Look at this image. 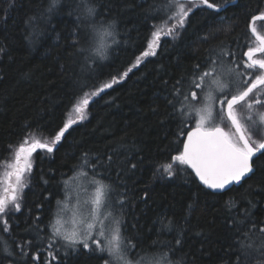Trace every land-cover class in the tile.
<instances>
[{"label":"trees","instance_id":"trees-1","mask_svg":"<svg viewBox=\"0 0 264 264\" xmlns=\"http://www.w3.org/2000/svg\"><path fill=\"white\" fill-rule=\"evenodd\" d=\"M233 1L209 0L218 7ZM94 3L97 25L114 32L105 58L95 50L109 37L78 19L80 0H60L52 12L50 0H0V166L29 133L51 143L74 106L89 101L85 118L52 152L35 153L20 210L12 208L6 226L0 220V264H104L107 253L80 245L73 252L50 239L70 184L93 172L111 187V211L135 245L133 260L139 254L141 264H264V156L255 157L241 185L223 193L207 190L172 161L194 127L184 99L190 90L200 95L190 84L193 73L214 61H246L244 53L256 45L251 18L264 13V0H237L222 12L187 4L184 26L159 38L155 55L145 59L152 33L176 23L168 19L169 0ZM256 27L264 34V21ZM170 162L183 170L162 174Z\"/></svg>","mask_w":264,"mask_h":264},{"label":"snow or ice","instance_id":"snow-or-ice-1","mask_svg":"<svg viewBox=\"0 0 264 264\" xmlns=\"http://www.w3.org/2000/svg\"><path fill=\"white\" fill-rule=\"evenodd\" d=\"M83 5L82 17L78 19H86L93 21L92 31L96 35L112 37V42L115 43L114 32L112 25L105 27L102 23L97 25L96 17L98 10L94 0H80ZM60 0H50L48 12H52L58 5ZM187 4L192 7L206 5L207 8L220 9L214 3H209V0H169L166 5L172 9V13L168 19L175 20L176 23L167 28V35H172L176 27H183L191 8H186ZM30 19H34L30 18ZM256 21H264V13H260L251 18L250 30L255 38L256 45L249 46L244 55L247 60H241L236 63L235 60L229 62L231 66L225 67L223 62L214 61L215 67H210L203 72H194L191 79V87L202 89L201 101L203 106L195 108L188 105L190 110H195L199 119L194 122L192 130L185 133L186 142L172 161L177 165L191 168L199 181L208 189L224 190L232 184H239L245 177L253 173V157L260 153L264 156V141L256 142L248 133L246 125L241 122L238 117L237 107L243 105L248 110V115L244 118L246 121L252 122L255 125L259 122L264 126V111L256 109V106H264V34H261L256 27ZM153 40L149 44V49H154L157 41L161 36V30L157 29L152 33ZM95 37H93L94 39ZM80 37L74 41L79 44ZM108 45L101 43L96 47L95 53L101 58L106 57ZM83 51V49H79ZM2 51V49H0ZM155 55V51H145L143 56ZM139 59L137 64H139ZM197 69L199 65L196 66ZM219 67L220 71H216ZM248 70H253L249 72ZM258 70V71H257ZM126 76L127 73H124ZM207 83H205V79ZM112 83H105L98 89L95 94L103 91L105 88H111ZM258 90V91H254ZM196 92L190 90L184 99H195ZM89 103L84 99L82 104L75 106V112L78 114L75 120H69L52 138V142H41L33 139L29 143V138H25L18 146L15 152L14 163L8 164L11 171L5 173V178L0 181L6 187L3 188V194H0V220L4 225H7V220L4 219V214L8 210L11 203L15 211L20 210L19 200L24 187L27 186L25 173H30L32 162L31 157L37 149H44L47 152L54 150V145L58 143L64 136L68 128L83 120L84 106ZM183 114L184 109H180ZM255 112L258 121L253 120L252 113ZM226 126H221L225 124ZM228 127L229 130H225ZM259 158V157H257ZM136 167L135 164L132 165ZM163 173L169 177L176 174L177 171L183 169H173V163L162 165ZM87 176V173H83ZM97 173L93 172V177L89 181L94 186V191L89 199H85L83 204L85 208H80V200L77 197V211L80 220L75 218L71 220L72 227H65L64 222L59 218L54 224H51V237L53 243L56 239H61L65 242V246L73 250L79 251L78 245L90 251H98L107 253L108 259L104 264H141L145 259L137 254V258H131V252L135 245L131 243L128 237L124 236L121 231V221L117 219L111 211V187L103 180H97ZM14 182L12 181V178ZM87 191V189H84ZM62 203L61 201L57 202ZM91 205V207H87ZM107 219V223L105 220ZM5 231L7 228L5 227ZM264 231V228L261 229ZM179 243V240H177ZM94 245V247H93ZM52 245L49 244V247ZM67 254V253H65ZM149 264H159V260L150 261ZM171 264V261L168 262Z\"/></svg>","mask_w":264,"mask_h":264},{"label":"rangeland","instance_id":"rangeland-1","mask_svg":"<svg viewBox=\"0 0 264 264\" xmlns=\"http://www.w3.org/2000/svg\"><path fill=\"white\" fill-rule=\"evenodd\" d=\"M166 32H167V30H165L164 33L161 34L160 39L168 37V36L172 37V35H167ZM112 39H113L112 37H109V39L106 40L105 43L106 44L110 43V41H112ZM114 39H115V37H114ZM158 41H157V45L155 46L154 49H148V50L149 51L155 50L156 47L159 44ZM101 43H103V42L98 40L96 46H98ZM149 56L150 55H148L146 57H149ZM146 57L144 56L143 59H145ZM223 64H224L225 67H229L228 64H226L224 62H223ZM216 71L217 72L220 71L219 67L216 68ZM208 79L209 78L205 79V83H207ZM113 83H114V81L112 82V84ZM202 91L203 90L201 89V91L199 92L200 95H197L195 99L189 100L188 101V105H192L195 108L202 107L203 106L202 101H201V93H202ZM255 91H258V90H255ZM82 102H83V100H81L77 104H82ZM75 106H74V108H73V110H72V112L70 114V120H75L77 118L78 114L75 112ZM236 107H237L238 117H240L241 118V122L246 125V129H247L248 133L252 136V139L255 140L256 142L264 141V126H262L259 122H257L255 125H253L252 122L246 121L244 118L248 115V110L243 105H238ZM256 109L264 111V108L259 109V108L256 107ZM86 110H87V105L84 106V117L86 116ZM189 111H190L189 115H192V118H194L193 123H192L193 126H194V122L198 121L199 117H198L197 113L195 112V110H190L189 109ZM252 115H253V120L254 121H258V117H257L256 113L253 112ZM227 123L228 122L225 121V124L221 125V126H226ZM225 130H229V128L225 127ZM255 131H259V132H255ZM33 139L34 138H29V143H31ZM16 149H17V146L14 147V149L12 150L8 160L4 161L1 164V166H0V181H2L5 178V173L11 171V168H9L7 165L11 164V163H14ZM38 150H44V149H37L33 153L32 157H31V162H32L31 171H32L33 164H34V155H35V153ZM31 171H30V173H31ZM30 173H25L26 181L28 180V176H29ZM14 179L15 178L13 177L12 178L13 182H14ZM91 179H92V177H90L88 175L87 176L83 175L82 177L77 178L75 180V182L73 180H71V182L73 181L70 184V188L72 189V192L71 193L69 192L68 199L63 203L62 206H60L61 208L59 207L60 210L57 211V213L59 212V218L62 220V222H64L65 227H67V228H71L72 227L71 220L73 218H75L77 221L80 220V216H79L78 211H77V197H79V200L81 202L80 203V208H85L86 206L83 204V201L85 199H89L90 200V198L92 196V193L94 191V186L89 183V181ZM4 187H6V185L4 183H0V194H3L2 190H3ZM85 188L87 189V191L84 190ZM87 207H91V205H88ZM12 208L13 207H12V205L10 203L9 206H8V210L4 214V217H3L4 219H5L6 215L10 213ZM56 219H57V217H56ZM105 223H107V219L105 220Z\"/></svg>","mask_w":264,"mask_h":264},{"label":"water","instance_id":"water-1","mask_svg":"<svg viewBox=\"0 0 264 264\" xmlns=\"http://www.w3.org/2000/svg\"><path fill=\"white\" fill-rule=\"evenodd\" d=\"M182 1H184V0H182ZM237 2V0H234L233 2H231V3H229V4H227V5H225V6H221V7H218L219 9H220V11H217L216 10V8H212L211 10H213V11H216V12H222L228 5H231V4H235ZM210 3V2H209ZM207 7V6H206ZM250 25H251V22H250ZM251 31V30H250ZM246 58V60H247V57H245ZM255 91V90H254ZM193 128H191L190 130H192ZM189 130V131H190ZM184 142H186V135H185V139H184ZM260 153H257V156L259 155ZM257 156H254L253 157V160L255 159V157H257ZM190 169V171L194 174V176H195V173H194V171L191 169V168H189ZM253 170H254V167H253ZM254 172V171H253ZM252 174V173H251ZM251 174H249V176L251 175ZM195 178L197 179V181L203 186V187H205L206 189H208L205 185H203L200 181H199V178L198 177H196L195 176ZM248 177H245L243 180H241V182L239 183V184H232V185H229V186H227L224 190H212V189H208V190H210V191H212V192H214V193H223V192H225V191H227V190H229L230 188H232L233 186H239V185H241L242 184V182L245 180V179H247Z\"/></svg>","mask_w":264,"mask_h":264},{"label":"bare ground","instance_id":"bare-ground-1","mask_svg":"<svg viewBox=\"0 0 264 264\" xmlns=\"http://www.w3.org/2000/svg\"><path fill=\"white\" fill-rule=\"evenodd\" d=\"M229 4V3H228ZM220 7V6H219ZM250 31V30H249ZM208 190V189H207Z\"/></svg>","mask_w":264,"mask_h":264},{"label":"flooded vegetation","instance_id":"flooded-vegetation-1","mask_svg":"<svg viewBox=\"0 0 264 264\" xmlns=\"http://www.w3.org/2000/svg\"><path fill=\"white\" fill-rule=\"evenodd\" d=\"M246 57V56H245ZM246 59V58H245Z\"/></svg>","mask_w":264,"mask_h":264}]
</instances>
